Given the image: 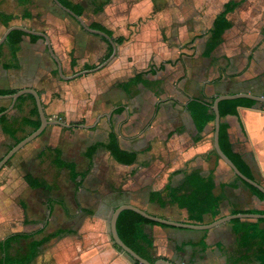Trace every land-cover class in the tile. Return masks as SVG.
Returning a JSON list of instances; mask_svg holds the SVG:
<instances>
[{
    "label": "crops",
    "instance_id": "1",
    "mask_svg": "<svg viewBox=\"0 0 264 264\" xmlns=\"http://www.w3.org/2000/svg\"><path fill=\"white\" fill-rule=\"evenodd\" d=\"M68 1L85 8L89 23L97 22L113 39L125 40L117 44V56L107 66L74 78L62 77L48 41L40 35L26 32L15 60L11 47L4 45L0 89H36L47 117L60 118L70 126L49 125L0 171V226L7 222L8 227L16 218L18 187L31 204L36 203L32 195L41 192L39 202L47 213L37 220L31 211H24V229L0 241L18 232L39 233L31 241L68 230L46 242L31 264L38 259L48 264V256L55 259L51 264H136L111 236L112 213L122 204L197 225L237 212L264 213V198L237 179L217 154L215 119L204 124L198 107L200 101L214 103L223 94L264 95V0ZM230 2L235 3L226 14L231 26L221 42L211 47L214 21ZM0 11L19 16L8 26L0 20V38L12 25L45 32L64 76L92 69L85 68L88 65L96 67L109 52L111 44L105 37L85 30L53 0L27 4L0 0ZM141 74L146 84H129ZM11 103V99H0V108L8 109ZM262 105L257 101L253 106L241 105L237 114L221 121L228 123L233 153L250 165L264 185ZM33 106L31 99L18 101L7 113L6 129L12 135L5 133L0 122V160L34 131L16 123L25 117L35 119ZM111 133H116L122 151L136 156L134 162L114 157L107 146ZM26 176L46 186L32 187ZM204 179L212 182L210 198L217 204L213 213L199 218L190 213L188 204L209 198L202 191ZM58 207L66 215L63 222L71 226L50 231V217ZM258 219L264 230V218H236L204 230L146 225L145 232L159 259L178 264H257L253 241L249 244L247 233L239 230ZM55 239L53 254L48 255L47 244ZM30 241L15 244L13 253ZM2 258L0 249V264Z\"/></svg>",
    "mask_w": 264,
    "mask_h": 264
},
{
    "label": "trees",
    "instance_id": "2",
    "mask_svg": "<svg viewBox=\"0 0 264 264\" xmlns=\"http://www.w3.org/2000/svg\"><path fill=\"white\" fill-rule=\"evenodd\" d=\"M30 0H20L21 3L27 4ZM65 6L69 7L73 11H75L78 15H80L85 22L94 29L102 30L106 33H108L110 36H112V33L107 30L103 25L97 23V22H88L87 17H85V8L83 6L79 5H73L68 0H60ZM235 7V3H227L225 5V9L222 13H220L217 18L214 21V28L212 31V38H211V47L217 46L221 40H222V34L230 28L231 24L227 20L226 14L233 10ZM24 15H22L23 17ZM19 17L18 15L9 14L3 11H0V20L5 24L9 25L12 20ZM26 35L25 31L16 29L13 30L9 36L7 41L0 46V53L3 50V47L5 44H8L11 47L13 59H16V54L18 51V46L20 42L22 41L23 37ZM107 42L108 40L104 38ZM125 40L124 37H118L114 39V41L117 44H121ZM110 49L106 56V59L110 57V55L113 53V47L112 45H109ZM13 65H16V63H13ZM85 68H94V65H88ZM142 74L137 76L135 79H132L129 84L134 83H145L143 79H141ZM17 89H0L1 95H7V94H13L16 93ZM26 99H31L34 103L33 109H32V115L34 118H22L19 119L16 123L21 126H28L33 127L34 130L39 128L41 125V119L39 116V110L36 105L35 97L32 94H24L20 96L19 100L20 102H23ZM199 102V101H198ZM212 103L210 104L200 101L198 103L199 107V113L203 116V122L208 123L215 119V112L212 109ZM256 103L255 100L249 99V98H239V99H228L223 100L220 102V113L221 118H225L228 115H235L237 114L238 107L241 105L245 106H253ZM264 107V103L262 105ZM7 110V106H3L0 108V113ZM8 114H4L0 117V122L3 125V129L5 133H8L12 135V132H9L6 129L7 123L9 121ZM22 139H19L20 142ZM229 140V134H228V123L226 121H221V127H220V144L224 152L230 157V159L233 160V162L237 165V167L249 178L255 179V176L252 172V169L250 165L238 154L233 153V151L230 148V144H228ZM108 148L113 153L114 157L123 163H132L135 161L136 156L134 154L125 153L119 148L118 141H117V135L116 133H111V140L109 144L107 145ZM70 168V166L68 165ZM237 179L241 180L240 177L237 176ZM26 182L31 185L32 187H45L46 183L44 181H41L39 179H35L31 176L25 177ZM251 189L259 195L261 198H264V193L260 191L258 188L250 185ZM203 187L202 191H204L207 196V199L204 202H198V203H190L188 204V208L191 214L201 218L206 213H213L216 209V204L214 201L212 202L210 198V193L213 190V184L210 181V179H204V184L201 186ZM262 213L260 211H248L247 213ZM239 213V212H237ZM262 219H258L256 221H248L249 226L246 230H239L242 232H246L247 236H245V239L247 238L249 240V244L251 241H253L250 245H252L255 248V251L257 253L256 261L257 264H264V230L259 227V223ZM236 221H240V219H237ZM146 225H162V226H168L163 223L156 222L154 220L148 219L144 217L143 215L137 213L134 210H124L118 219L117 228L119 235L123 239V241L129 245L132 249H134L138 254H140L142 257L148 259L151 262H155L158 260V257H155L152 253L153 250V240L149 237V235L145 232V226ZM68 233V230H59L56 233H53L51 235H48L42 239H33L30 241V238H33L35 235L39 233H24V232H18L15 234L10 235L4 240L0 241V249L3 253L2 263L1 264H31L41 253L43 245L48 242L51 238L55 237H61ZM22 240L30 241L27 243L26 246H21L19 249H17V253H13L12 248L16 244H20ZM115 246L121 250V248L115 244ZM136 264H141L139 261L134 260Z\"/></svg>",
    "mask_w": 264,
    "mask_h": 264
},
{
    "label": "water",
    "instance_id": "3",
    "mask_svg": "<svg viewBox=\"0 0 264 264\" xmlns=\"http://www.w3.org/2000/svg\"><path fill=\"white\" fill-rule=\"evenodd\" d=\"M53 1L62 10H64L66 13H68L69 15L74 17L85 30H87L91 33L98 34V35L105 37L113 47V53L110 55V57H108L107 59H105L103 62H101L99 65H97L96 67H94L92 69H85V70H82V71L76 73L75 75H73L71 77H67V76H64V74H63L61 62L59 61L58 57L56 56L55 52L53 51V48L51 47V41L49 40V37L47 36V34L45 32L34 31V30H31V29H29L23 25H12V26L8 27L7 30L5 31V33L1 36L0 46L3 45L7 41L9 34L13 30H16V29L25 31L29 34L40 35L45 40L48 41L50 52H51L52 56L54 57V59L59 64L60 73H61L62 77H64V78H74V77H78V76H81V75H84L87 73L96 72V71L104 68L105 66H107L111 61H113L115 59V57L117 56V52H118V45L108 33L104 32L102 30H99V29L91 28L80 15H78L75 11H73L69 7L65 6L60 0H53ZM24 94H32L35 97L36 105L38 107L39 116L41 119V125L39 128L35 129L33 132H31L29 135H27L24 139H22L20 142H18L16 145H14L1 158V160H0V171L15 156V154L17 152H19L27 144L31 143L32 141H34L35 139L40 137L49 125L59 124L62 126H67V127L70 126L68 124H65L63 121L56 120V119H49L46 115L40 93L36 89L31 88V87H25V88L19 89L16 93H13V94H7V95H1L0 94V99L6 98V99H11V101H12L10 107L6 111L0 113V117L4 114H7L16 105L20 96H22ZM239 98H249V99H253L257 102L264 103V95H254V94H250V93H235V94L218 95L215 98L214 103L212 105V108L215 112V125H216V131H215V137H214L215 150H216L217 154L219 155V157L234 171V173L238 177H240V179L242 181L258 188L260 191H262L264 193V185L261 182L246 176L237 167V165L233 162V160L230 159V157L224 152V150L222 149L221 144H220V127H221L220 102L223 100L239 99ZM124 210H134L137 213L143 215L144 217H146L148 219H151V220H154L156 222L163 223V224H166L169 226L189 228V229H202V230L213 228V227H215V226H217L223 222L230 221V220L236 219V218H264V214H262V213H237V214H232V215L227 216V217H223V218L216 220V221H214L210 224H207V225H197V224L179 222V221H174V220H170L167 218L159 217V216L153 215V214H151V213H149V212H147V211H145V210L141 209L140 207L133 205V204H129V203L122 204V205L118 206L117 208H115L113 213H112L111 225H110L111 226V229H110L111 236H112L114 243L116 245H118L124 253L129 255L133 260L139 261V263H141V264H178V263H175L173 261H170V260H167L164 258H160V259L156 260L155 262H151L148 259L142 257L140 254H138L129 245H127L123 241L121 236L119 235L118 228H117L119 216Z\"/></svg>",
    "mask_w": 264,
    "mask_h": 264
},
{
    "label": "rangeland",
    "instance_id": "4",
    "mask_svg": "<svg viewBox=\"0 0 264 264\" xmlns=\"http://www.w3.org/2000/svg\"><path fill=\"white\" fill-rule=\"evenodd\" d=\"M42 196H43V194L41 192H35V194L32 195L31 199L36 200V203L31 204L27 201L28 194L27 193L25 194L24 190L21 187H18L15 194H14L15 203H16V208H15V215H16L15 217L16 218L14 221H12V220L9 221V223H8L9 230L7 227V222L1 224V226H0V237L4 238L7 234L12 233L13 231H18L20 229L21 230L24 229V223H23V217H25L24 211L28 212V214H29V211H31L32 219L40 220L41 218H44L47 213L43 210V206L39 202ZM72 205L73 204H69V206H72ZM26 207H28V208L30 207V210L26 211ZM26 216H28V215H26ZM64 218H66L64 211L60 207H58V209H56L54 211L53 216L50 217L51 225H50L49 230L54 231L57 227L71 226L70 223H64L63 222ZM57 221H59L58 225H56ZM1 223H2V221H1ZM57 242H58V240L55 239L52 242L47 244L46 249L48 250L47 251L48 255L53 254L52 250H54V247L56 246ZM47 260H48V264H51L52 262L54 263V261H55L53 256H48ZM36 264H41L39 259H38V261H36ZM42 264H44V263L42 262Z\"/></svg>",
    "mask_w": 264,
    "mask_h": 264
},
{
    "label": "built area",
    "instance_id": "5",
    "mask_svg": "<svg viewBox=\"0 0 264 264\" xmlns=\"http://www.w3.org/2000/svg\"><path fill=\"white\" fill-rule=\"evenodd\" d=\"M54 119V118H53ZM56 120H61L60 118H56Z\"/></svg>",
    "mask_w": 264,
    "mask_h": 264
}]
</instances>
